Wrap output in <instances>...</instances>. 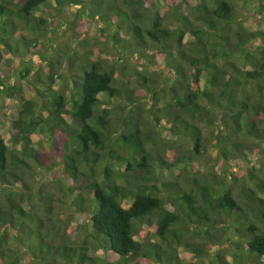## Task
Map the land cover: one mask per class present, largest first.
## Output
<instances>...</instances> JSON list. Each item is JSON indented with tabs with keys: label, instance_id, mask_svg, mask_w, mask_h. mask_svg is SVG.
<instances>
[{
	"label": "trees",
	"instance_id": "1",
	"mask_svg": "<svg viewBox=\"0 0 264 264\" xmlns=\"http://www.w3.org/2000/svg\"><path fill=\"white\" fill-rule=\"evenodd\" d=\"M161 1L0 0L6 66L80 6L119 69L81 36L68 95L42 54L32 99L0 80V264H264V0Z\"/></svg>",
	"mask_w": 264,
	"mask_h": 264
},
{
	"label": "rangeland",
	"instance_id": "2",
	"mask_svg": "<svg viewBox=\"0 0 264 264\" xmlns=\"http://www.w3.org/2000/svg\"><path fill=\"white\" fill-rule=\"evenodd\" d=\"M159 1L162 4L161 0H156V2ZM181 1V0H176ZM242 6V5H241ZM181 10L185 13L186 12V5L181 4ZM52 17L50 18V31L47 34H28L27 36L31 38V46L29 52L25 53L23 51L19 52L20 55H15L10 57V61L8 63V66L4 64V62L0 61V80L4 81V83H7L8 85H12L14 83H19L23 86L26 99H32L35 97V94L32 93V87L29 85L36 76V72L38 71L39 67L46 66L48 67L49 61H43L41 54L44 55V57H49L52 59V61L55 64V67L58 68V74L63 75V79L60 77L54 78L55 83H52V87L54 90H57L62 93L68 92V76H71L72 70L78 71L80 64L77 62L73 63V66H71L67 61L66 57L71 53L73 50L76 41L81 37L85 36V39L87 40V44L89 45V49L94 52L97 56H99L100 60L103 62V64L106 65H113L116 70L118 69V53L117 50L113 47L112 43L107 40L104 34H108L105 29L104 24L102 21L98 18H91L89 16L88 11L86 9L80 7V6H72L67 9L66 13L61 17L57 15L54 11H52ZM56 19L58 21V28L53 29L56 24H53V20ZM115 19H118L115 17ZM244 26L246 29L250 31H255L262 29L258 27L256 24L252 22L251 19H248ZM49 38L52 40L49 42ZM39 43H38V41ZM39 44L36 48L35 45ZM21 50V48H20ZM9 58V56H5L4 58ZM137 58H130L132 60L131 62H135ZM6 60L7 59H3ZM59 62V63H58ZM24 65L30 66L33 68V71L26 75L25 78H19L18 74L20 71L23 70ZM164 69V67H161ZM161 69V70H162ZM158 76L157 73H155V76ZM18 79V81H17ZM46 88L44 85L40 86V89L44 90ZM6 105H10L12 108H19V105L21 103L13 101V100H6ZM104 108V107H103ZM0 111H3L0 110ZM43 136L41 134H33L32 140L35 143V145H39V142H42ZM46 151L49 152L47 147H45ZM54 157L52 158L51 162H57L60 158V155L57 150H53ZM215 155V152L212 153V156ZM210 164L214 165V170L217 174L222 176L225 172H227L228 169H231L232 172H238L243 167L240 165L238 161H230L229 163H221L218 164L217 162H213L211 159L209 160ZM227 164V166H226ZM229 172V171H228ZM162 178H171L170 175L167 174H161ZM51 178L50 175L47 176V179L49 180ZM227 178V174L223 177V179ZM123 206L125 208H128L130 206L129 201H125L123 203ZM62 212L64 214H70L71 212L69 209H62ZM97 256H101V254L98 252L96 254ZM181 258H183V261H188V264H197L194 260L190 258V255L182 252Z\"/></svg>",
	"mask_w": 264,
	"mask_h": 264
}]
</instances>
